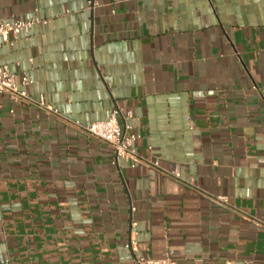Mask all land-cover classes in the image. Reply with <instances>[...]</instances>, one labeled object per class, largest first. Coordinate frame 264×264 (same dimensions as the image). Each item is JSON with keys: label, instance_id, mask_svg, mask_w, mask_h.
Here are the masks:
<instances>
[{"label": "crops", "instance_id": "obj_1", "mask_svg": "<svg viewBox=\"0 0 264 264\" xmlns=\"http://www.w3.org/2000/svg\"><path fill=\"white\" fill-rule=\"evenodd\" d=\"M37 17L0 64L59 115L0 97V264H264V0H0ZM117 108L135 167L85 131Z\"/></svg>", "mask_w": 264, "mask_h": 264}, {"label": "built area", "instance_id": "obj_2", "mask_svg": "<svg viewBox=\"0 0 264 264\" xmlns=\"http://www.w3.org/2000/svg\"><path fill=\"white\" fill-rule=\"evenodd\" d=\"M92 4L93 2L89 1V6H92ZM46 23V20H42L38 17L29 21H8L6 19H0V48L4 43L14 42L21 33H28L35 24ZM15 77V73L11 72L7 65L0 64V97L6 96L9 101L14 104L27 103L36 105L38 108L50 114L59 115L58 111L51 104H48L44 97H42L40 101H36L25 90L21 89L20 86H28L33 82L26 73L21 77L20 85L15 82ZM120 116H122L125 121L123 125L119 122ZM127 118H131V112L123 116L121 110L117 108L113 111L108 120L94 122L85 127V131L93 138L107 143L112 147L116 163L122 160L131 167H135L142 159L133 146L137 136L128 133L130 126L126 123ZM148 163L152 170L162 172L176 180L181 178L178 173H165L160 169L158 163ZM131 245L132 243L127 245V247ZM135 264H177V262L170 257L153 259L148 256L138 255L135 258Z\"/></svg>", "mask_w": 264, "mask_h": 264}]
</instances>
